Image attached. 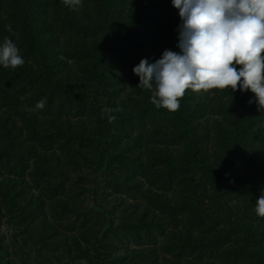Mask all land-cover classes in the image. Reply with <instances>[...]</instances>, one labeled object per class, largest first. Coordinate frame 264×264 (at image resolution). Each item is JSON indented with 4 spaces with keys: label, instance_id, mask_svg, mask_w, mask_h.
Wrapping results in <instances>:
<instances>
[{
    "label": "trees",
    "instance_id": "1",
    "mask_svg": "<svg viewBox=\"0 0 264 264\" xmlns=\"http://www.w3.org/2000/svg\"><path fill=\"white\" fill-rule=\"evenodd\" d=\"M53 1L64 24L89 35L71 51L82 75L48 58L36 22L47 0H0V36L25 59L0 67L1 248L39 251L42 264H264V218L255 214L264 109L255 94L186 90L178 110L157 109L125 62L179 51V10L170 18L166 5L156 32L163 0H91L93 15L87 2L78 14Z\"/></svg>",
    "mask_w": 264,
    "mask_h": 264
},
{
    "label": "clouds",
    "instance_id": "2",
    "mask_svg": "<svg viewBox=\"0 0 264 264\" xmlns=\"http://www.w3.org/2000/svg\"><path fill=\"white\" fill-rule=\"evenodd\" d=\"M79 11L84 0H62ZM179 10V51L165 49L154 61L142 58L133 67L138 86L151 92V102L169 112L180 107L186 90L208 92L230 89L251 91L258 107L264 109V0H171ZM9 32L11 25L6 26ZM16 43L8 37L0 41V67L24 65ZM252 102L251 100L249 101ZM46 101L35 105L42 109ZM29 111L32 109L29 108ZM113 109L102 114L109 122ZM255 214L264 218V194L255 203Z\"/></svg>",
    "mask_w": 264,
    "mask_h": 264
},
{
    "label": "rangeland",
    "instance_id": "3",
    "mask_svg": "<svg viewBox=\"0 0 264 264\" xmlns=\"http://www.w3.org/2000/svg\"><path fill=\"white\" fill-rule=\"evenodd\" d=\"M156 1L157 0H152V2H156ZM85 2H87V4H85L87 7V10L93 15L94 14V8H95V7H92L93 1L90 0V2H89V0H84V3ZM162 2H163V4H162L163 6L161 9H158L156 17H155V19H153V23L151 25L152 26L151 29H153L156 32H158L160 27L163 26L165 23V19L163 21L162 17L164 15V12H165L164 7H166V5H168L170 7V10L168 11L169 17L172 18L175 15L174 11L176 8L172 5L171 1L163 0ZM55 7H56V5H55L53 0H47V2L43 3V5L40 7L39 17L36 19V22L37 21L39 22L38 24H39V28H40L38 36H40L41 38H44L46 41H49L48 44L50 47L47 49L48 50L47 51L48 52V58L51 61L52 65H54V67L59 62L57 64V68L61 69V67L64 66L65 68L68 67V69L71 70L72 72L75 71V72H78L79 74H81V70H80L79 66L77 65L78 59H75V57H73L71 51H73L75 48V41L77 38L82 37L85 40L87 37H89V35H85L83 33H80L77 35L75 33V31L67 23L64 24L61 21L60 18H62V15L59 13V11H57L55 9ZM130 7H131V4L129 2H124L123 15H126L129 12ZM75 12H77L78 14H83L80 10L75 11ZM40 16L43 17V20L40 18ZM97 19H99V17H97ZM45 22H47V23H45ZM100 27H101V23L98 26L97 38L102 39L103 35H102L101 30L99 29ZM5 37H8V34L1 35L0 41H2ZM147 57H149L148 52H146L142 58H147ZM133 58L134 59L131 62L130 61L125 62L126 70H131V72H133V67L136 64H138L141 60L140 57H133ZM37 66H38V63H36L35 67H37ZM134 76L139 77L136 74ZM214 90L219 91V89H212V90L208 91L207 93H210V94L212 93L213 95H216L217 92H215ZM187 91H191V90H187ZM199 93H206V92H203V91L195 92V94H199ZM207 115L209 116V115H211V113H207ZM64 116H65V114H64ZM162 120L163 121L165 120L164 117ZM221 120H222V118L219 117L220 123L222 122ZM163 121H161V122H163ZM149 122H151L150 119H149ZM147 126H151V124L147 123ZM139 131L142 132V129H139ZM213 134L218 136V134H215V132ZM216 136H213V138ZM212 140L213 139L211 137L208 138L207 140H205L206 145L210 146ZM210 150H212L211 147H210ZM108 197L110 198L111 194L108 195ZM66 225H68V226H66ZM63 226H66L63 229V232L67 231V233H68V231L72 225L63 223ZM8 230L9 229L7 227L3 228L4 233L7 234V238L4 241L5 245L9 243L10 235L8 234L9 233ZM136 239L137 238H131L132 246H138L136 243ZM239 244H241V242H239L238 240H235V243L232 245L238 247ZM156 247H159V244L156 245ZM10 250H11L10 251L11 254L9 255L8 253L5 252V249L1 248V246H0V257L3 261V264H42L41 261L38 259L39 253H41L39 251H34V252L27 254V255L24 254L21 257L19 254H15L13 252L12 248H10ZM51 259L53 261L56 260L54 256H52ZM222 261H223L222 264H235L233 261H230V263H228V261H226V259H223ZM47 263H49V260Z\"/></svg>",
    "mask_w": 264,
    "mask_h": 264
}]
</instances>
